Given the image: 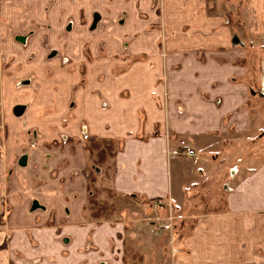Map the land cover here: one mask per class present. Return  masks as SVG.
Wrapping results in <instances>:
<instances>
[{
	"label": "crops",
	"instance_id": "0c3cea01",
	"mask_svg": "<svg viewBox=\"0 0 264 264\" xmlns=\"http://www.w3.org/2000/svg\"><path fill=\"white\" fill-rule=\"evenodd\" d=\"M188 1L166 0L170 31L182 27ZM153 2L0 0L10 22L0 30V59H13L0 69V264H126L123 224L87 215L92 139L114 141L100 181L134 203L166 199L187 208L191 199L213 198L224 166L237 165L228 212L198 217L174 264H264V159L232 163L248 147L215 138L246 129L236 122L245 119L237 111L244 90L230 80L239 70L199 61L197 39L190 46L173 37L163 54L158 34L146 31L156 20L139 18ZM34 16L56 30L21 47L15 29ZM177 138L188 142L183 152Z\"/></svg>",
	"mask_w": 264,
	"mask_h": 264
},
{
	"label": "rangeland",
	"instance_id": "374dc122",
	"mask_svg": "<svg viewBox=\"0 0 264 264\" xmlns=\"http://www.w3.org/2000/svg\"><path fill=\"white\" fill-rule=\"evenodd\" d=\"M188 2L189 7L185 6V21L180 19L183 22L180 29L177 27L182 23H174L171 31L167 26L166 5H164L166 0H154L152 13H141L139 18L147 21L156 20L149 24L146 31L149 34H158L156 43L163 54L167 42L173 37H175L174 42L183 41L189 45L197 39V46H203L196 53L199 61L208 63L214 60L223 70L231 65L239 70V73H234L230 80L231 84H236L239 89L243 87L244 90L242 103L237 111H243L245 119L240 117L236 122L246 129L235 130L232 126L228 134L218 135L215 138L222 136L217 139L224 143L243 144L248 147L247 151H235L236 160L232 163L240 158L245 161L253 157L255 165H259L264 159V0H189ZM193 7L194 14H191ZM6 12L5 7H0V30H4L7 25L9 28V14L6 15ZM120 17L125 20L127 14H122ZM86 19L87 17L82 15L81 29L87 26ZM30 20L31 22L15 29L14 41L21 47L29 46L33 35L39 32L49 35L56 30L55 24L49 19L42 21L34 16ZM169 26L171 28V25ZM21 36L24 39H21ZM124 44L128 45L126 42ZM86 51L87 58L91 61L93 56L89 55L88 48ZM102 52H105L104 48ZM143 58L142 55L131 57L132 61ZM12 60L0 59V69L7 68ZM82 67L81 71L84 70V65ZM82 73L84 76V71ZM219 102L220 99H217L215 103L219 105ZM241 122L244 124H240ZM1 134L0 130V154L3 155L5 149ZM208 138V140L200 138L196 144L205 145L212 140ZM174 141L179 145V152H183L184 148L189 146L186 139L177 138ZM174 158V155L169 158L170 174L172 170L173 176L176 174V167L174 162L173 164L170 162L174 161ZM93 163L92 161L87 171V175L92 171L88 183L91 195L86 208L87 215L90 221L97 224L107 221L123 224L124 233L121 234V239L124 242L126 264H174L177 255L186 251L181 242L184 237L190 235L198 217L228 212L224 210L228 202V185L231 177L237 172L235 164L224 166L226 171L220 174L219 190L211 199L208 197L200 199L199 196L189 200L187 208L160 199L162 203L155 207L153 202L134 203L130 199L112 193L100 181L98 171L103 165L96 166L97 171H95ZM171 214L173 220L169 218Z\"/></svg>",
	"mask_w": 264,
	"mask_h": 264
},
{
	"label": "trees",
	"instance_id": "16d2710c",
	"mask_svg": "<svg viewBox=\"0 0 264 264\" xmlns=\"http://www.w3.org/2000/svg\"><path fill=\"white\" fill-rule=\"evenodd\" d=\"M85 146L89 155L93 158L94 167L104 165L116 152L114 141L108 139H92ZM87 177L91 180L92 171L89 172Z\"/></svg>",
	"mask_w": 264,
	"mask_h": 264
},
{
	"label": "built area",
	"instance_id": "2783aa9c",
	"mask_svg": "<svg viewBox=\"0 0 264 264\" xmlns=\"http://www.w3.org/2000/svg\"><path fill=\"white\" fill-rule=\"evenodd\" d=\"M186 154H187V155H192V154H191V151H189V150L186 151ZM161 203H162V200H160V199H157V200H154V201H153V204H154L155 207H158ZM172 217H173V215L171 214V216H170L169 218H170L171 220H173Z\"/></svg>",
	"mask_w": 264,
	"mask_h": 264
},
{
	"label": "water",
	"instance_id": "95a60500",
	"mask_svg": "<svg viewBox=\"0 0 264 264\" xmlns=\"http://www.w3.org/2000/svg\"><path fill=\"white\" fill-rule=\"evenodd\" d=\"M21 39H24V37H21ZM26 158H23L21 161H22V164L24 165L25 164V160ZM35 208H37V206H35Z\"/></svg>",
	"mask_w": 264,
	"mask_h": 264
}]
</instances>
